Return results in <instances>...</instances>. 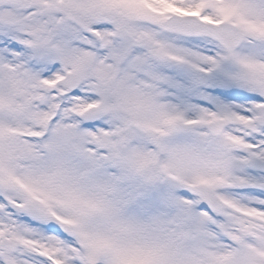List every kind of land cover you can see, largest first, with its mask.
<instances>
[{"label":"snow or ice","instance_id":"snow-or-ice-1","mask_svg":"<svg viewBox=\"0 0 264 264\" xmlns=\"http://www.w3.org/2000/svg\"><path fill=\"white\" fill-rule=\"evenodd\" d=\"M0 264H264V0H0Z\"/></svg>","mask_w":264,"mask_h":264}]
</instances>
